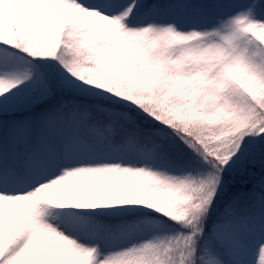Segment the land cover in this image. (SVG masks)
<instances>
[{"label":"snow or ice","instance_id":"obj_1","mask_svg":"<svg viewBox=\"0 0 264 264\" xmlns=\"http://www.w3.org/2000/svg\"><path fill=\"white\" fill-rule=\"evenodd\" d=\"M0 264H264V0H0Z\"/></svg>","mask_w":264,"mask_h":264}]
</instances>
